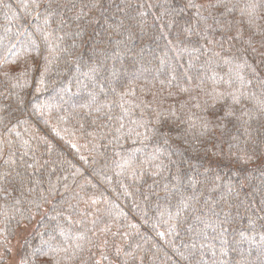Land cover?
Here are the masks:
<instances>
[{
	"label": "trees",
	"instance_id": "obj_1",
	"mask_svg": "<svg viewBox=\"0 0 264 264\" xmlns=\"http://www.w3.org/2000/svg\"><path fill=\"white\" fill-rule=\"evenodd\" d=\"M26 226L19 264H264V0H0V264Z\"/></svg>",
	"mask_w": 264,
	"mask_h": 264
},
{
	"label": "rangeland",
	"instance_id": "obj_2",
	"mask_svg": "<svg viewBox=\"0 0 264 264\" xmlns=\"http://www.w3.org/2000/svg\"><path fill=\"white\" fill-rule=\"evenodd\" d=\"M32 229L33 226L24 227V231L21 230L17 238L11 242V244L9 245L11 255L5 264H19L18 250L20 247L21 238H23L26 234L30 233Z\"/></svg>",
	"mask_w": 264,
	"mask_h": 264
}]
</instances>
